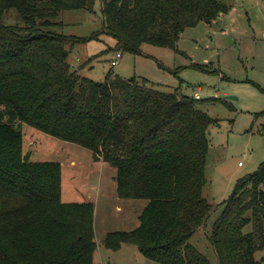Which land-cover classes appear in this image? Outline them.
Masks as SVG:
<instances>
[{"label":"trees","instance_id":"trees-1","mask_svg":"<svg viewBox=\"0 0 264 264\" xmlns=\"http://www.w3.org/2000/svg\"><path fill=\"white\" fill-rule=\"evenodd\" d=\"M94 2L0 0V264H94L97 247L93 203L61 200L59 164L25 158L23 124L91 150L115 167L117 197L146 201L133 230L107 232V248L130 241L160 264H211L189 240L213 210L202 191L216 119L193 97L145 78L80 76L71 49L97 34L57 32V16L92 11ZM12 8L23 25L3 23ZM229 8L219 0H101V32L123 51L174 47L186 27L214 23ZM222 204L207 237L216 264H263L264 161Z\"/></svg>","mask_w":264,"mask_h":264},{"label":"rangeland","instance_id":"rangeland-1","mask_svg":"<svg viewBox=\"0 0 264 264\" xmlns=\"http://www.w3.org/2000/svg\"><path fill=\"white\" fill-rule=\"evenodd\" d=\"M219 1L230 7L221 19L186 27L174 47L145 43L138 53L116 48L115 38L101 32V0H95L92 11L60 12L57 20L63 25L56 28L81 38L97 34L71 49L68 61L80 76L98 81L111 71L125 79L145 78L156 90L193 97L200 109L216 119L209 131L202 191L213 210L189 240L211 264L217 263V257L207 237L223 209L222 202L239 178L256 171L264 161V0ZM2 21L23 25L13 8L3 14ZM116 53L121 56L112 65ZM21 128L25 158L59 164L61 200L93 202L94 264L99 261L98 250L100 264H160L148 260L130 241L117 250L103 243L107 232L133 230L145 206L143 199L117 197L114 166L95 160L93 152L80 145L26 124Z\"/></svg>","mask_w":264,"mask_h":264},{"label":"crops","instance_id":"crops-1","mask_svg":"<svg viewBox=\"0 0 264 264\" xmlns=\"http://www.w3.org/2000/svg\"><path fill=\"white\" fill-rule=\"evenodd\" d=\"M264 40V39H263ZM101 80V79H100ZM239 164H240V162H239ZM115 187H116V184H115V182H114V180H113V189L115 190ZM115 193H116V191H115ZM87 197H88V195H87ZM89 198V197H88ZM84 201H86V200H84ZM64 202H71V201H64ZM78 202H81V201H78ZM92 202V201H91ZM93 203V202H92ZM145 204H146V201H145ZM144 208V207H143ZM93 219H94V217H93ZM98 257H99V261H100V251L98 250ZM94 260V262H95V259H93ZM99 261H98V264H100L99 263Z\"/></svg>","mask_w":264,"mask_h":264},{"label":"built area","instance_id":"built-area-1","mask_svg":"<svg viewBox=\"0 0 264 264\" xmlns=\"http://www.w3.org/2000/svg\"><path fill=\"white\" fill-rule=\"evenodd\" d=\"M263 39H264V34H263ZM120 56H121V55H120L119 53H116V54H115V59L111 62L112 65H115V64L117 63V60H118V58H119Z\"/></svg>","mask_w":264,"mask_h":264},{"label":"water","instance_id":"water-1","mask_svg":"<svg viewBox=\"0 0 264 264\" xmlns=\"http://www.w3.org/2000/svg\"><path fill=\"white\" fill-rule=\"evenodd\" d=\"M228 98H230V99H231V98H233V97H232V96H229Z\"/></svg>","mask_w":264,"mask_h":264}]
</instances>
